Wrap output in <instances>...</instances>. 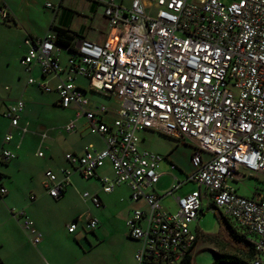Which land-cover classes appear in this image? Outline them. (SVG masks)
Returning <instances> with one entry per match:
<instances>
[{
  "label": "built area",
  "instance_id": "2783aa9c",
  "mask_svg": "<svg viewBox=\"0 0 264 264\" xmlns=\"http://www.w3.org/2000/svg\"><path fill=\"white\" fill-rule=\"evenodd\" d=\"M99 1L112 31L105 41L79 39L64 67L59 58L64 48L56 45L55 34L48 33L27 39L21 58L27 71L37 65L43 76L57 78L60 104H76L89 129L104 136V148L68 153L67 160L84 178L109 162L114 177L101 178L103 190L127 184L131 199L148 205L147 211L137 207L127 219L129 236L143 242L135 254L137 264H178L192 252L197 235L190 224L197 219L204 196L211 208L253 234L255 250L264 254V192L256 190L246 197L229 185L247 173L264 175V0H132L129 7ZM0 15L4 20L9 17L3 6ZM77 75L89 78L91 90L117 99L111 124L104 120L109 107L91 106L75 83ZM28 82L37 80L30 76ZM38 85L52 89L48 82ZM24 109L25 101L18 98L4 110L9 119L4 144L13 138L12 128L22 134L30 131L21 124ZM75 126L72 120L64 130ZM149 129L194 147L193 170L186 180L196 181L205 191L178 196L173 213L150 190L159 181L162 155L138 146L140 131ZM15 157L5 146L0 150L2 162ZM61 172L58 177L48 169L44 175L43 185L55 198L70 183L72 170L63 167ZM179 186L172 185L167 193ZM0 193L6 194L7 188L0 187ZM82 196L101 204L97 194ZM12 212L29 240L39 243L42 235L26 210ZM97 226V218L88 219L89 230ZM67 227L74 232L77 220Z\"/></svg>",
  "mask_w": 264,
  "mask_h": 264
},
{
  "label": "crops",
  "instance_id": "0c3cea01",
  "mask_svg": "<svg viewBox=\"0 0 264 264\" xmlns=\"http://www.w3.org/2000/svg\"><path fill=\"white\" fill-rule=\"evenodd\" d=\"M45 1L0 0V6H3L9 13V17L5 20L0 15V27L17 32L19 38H21V33L24 34L22 44L25 51L23 55L26 53L28 47L26 43L27 39L42 38L48 33L55 34L54 26L69 29L76 33L75 37L86 38L97 43H102L111 36L112 31L104 14V5L99 1L89 0L85 6L82 5V9L73 0H52L53 3ZM114 1L125 7H129L132 2V0L127 2L124 0ZM47 3H51L52 5L47 6ZM78 38L76 41L79 40ZM69 55L70 51L67 49H62L59 52V58L64 67L67 66ZM24 70L25 76L28 74L29 77L33 76L37 80L36 83L32 84L27 79V88L32 87L31 85H37L41 93L46 96L44 98L42 97L44 99V107L51 108L56 106L66 109L71 106L73 108L64 122L56 126L54 124L48 125L39 116L41 111H38L35 117L29 115L31 107H28L29 98L25 96L26 92H24V96L17 97L16 99L22 98L25 101L21 124H27L30 131L22 134L18 128H12L13 138L10 142L4 144L3 139L9 129V119H6L5 131L0 138V150L5 146L15 152L16 157L5 162L0 161V187L4 186L7 188L6 194L0 193V264H80L78 263V255H83L84 252L104 242L106 232L108 233L109 230V239L112 238V240H115L121 237L122 240L124 239L123 242H128V245L131 247L129 256H127L128 260L125 264H137L135 254L142 248L143 242L129 236L127 219L132 215L134 206L147 211L148 205L143 200H132L131 189L127 184H119L111 192H105L103 190L101 178L105 175L111 178L114 177L109 162L99 167L94 176L84 178L76 165L71 164L67 160L66 154L68 153L82 155L87 150L104 148V136L99 133H94L89 129L86 116L82 113L79 114L76 104L72 103L69 106L60 104L59 94L55 87L57 78L52 77V75L43 76L37 65L31 71H27L25 67ZM61 76H65V73H61ZM80 80H83L84 84L79 82ZM38 82H48L52 89L45 91L38 85ZM75 83L85 91L91 106L100 104L98 101L92 99L89 92L102 93L95 92L89 88V78L77 75L75 77ZM6 88L8 87L6 86ZM115 101L117 106L113 108L108 106L110 111L104 116V120L110 124L116 115V109L119 107L117 99ZM10 102H3V112ZM3 116L5 117L4 114ZM72 120L76 123L75 128L71 131H65L64 126ZM150 131L152 132L149 137L154 138L152 136L155 135L153 132L158 131ZM43 134H45V137H43ZM139 136L140 140H143L145 137L142 132L139 133ZM47 140L48 146H52L50 150L47 149V144L43 148ZM175 143H185L190 148L189 170L186 171L185 177L187 178L193 170L191 156L194 147L188 142H181L174 139ZM172 145L170 144L163 149L159 147L155 150L153 148H143L152 149L154 152L161 154L162 158L165 157L170 162V168L176 169L178 165L175 158V149L178 144H175L173 147ZM42 148L44 150V159L42 158L41 161L43 163L49 161L51 166H47L43 172L36 174L34 162L31 159L40 157L38 151H42ZM204 156L206 157V154ZM63 167L72 170L70 183L64 188L61 195L55 198L47 192L43 185L45 171L51 169L57 173L58 177H62L61 168ZM160 173V177L165 174L161 171ZM78 177L84 180L98 182L99 188H91V190L83 189L77 181ZM185 181L187 180L180 181L175 177L172 185L180 184L181 186ZM198 189H201L202 192L205 191L200 186ZM153 190L160 196V203L165 210L170 211L162 201L167 195L173 197L174 211L178 209L176 198L182 195L174 196L176 190L171 194L167 193L168 190L162 193L156 189ZM257 191L261 190L257 189ZM84 192L97 194L101 200L100 206H96L90 198H84L82 196ZM73 195H76L82 202L81 207L77 206L71 200ZM206 199L204 196L201 209ZM14 208H23L34 220L37 230L42 235L39 243L33 244L29 238L27 239V235H23L26 232L18 218L13 214L12 210ZM91 217L98 219V226L94 230H89L86 227L87 221ZM75 220H77V229L71 233L67 225ZM119 228L123 233H120ZM23 231L24 233H22ZM91 233L96 236L94 241L91 240L92 243L89 240ZM67 235H72L75 239L73 240V248L67 246L68 243H65L68 239Z\"/></svg>",
  "mask_w": 264,
  "mask_h": 264
},
{
  "label": "rangeland",
  "instance_id": "374dc122",
  "mask_svg": "<svg viewBox=\"0 0 264 264\" xmlns=\"http://www.w3.org/2000/svg\"><path fill=\"white\" fill-rule=\"evenodd\" d=\"M47 1L52 2V0H46L45 2ZM73 1L79 4V7L82 9V5L85 6L89 0ZM124 1L127 2L129 0ZM23 38V33H21V38H19L17 32L11 29L0 27V40L2 39V41L0 42V138L5 131L7 119L2 114L3 102H10L17 97L24 96V92H26L25 96L29 98L28 107H31L29 115L35 117L37 112L41 111L39 113V116L48 125L54 124V126H56L64 122L67 115L73 108L71 106L70 108L66 109L58 108L56 106L51 108L44 107V99H42V97L44 98L46 96L41 93L37 85H31L32 87L27 88L26 80L28 79L29 75H24L25 70L23 65L21 64V57L25 51V48L22 44ZM79 82L84 84L83 80H80ZM6 86L8 88H6ZM26 88L27 90L25 91ZM89 93L93 100H96L101 104H105L112 108L117 106L114 96L106 97L103 94L93 92ZM140 132H142L143 136H145L144 139L140 140V142L138 143V146L140 148L147 147L153 148V150H155L159 147L163 149L165 147H168L170 144H173L172 147L175 144H178L175 149V158L178 166L176 167V169H171L170 162L167 158L163 157L160 161L159 170L165 174L160 177V180L155 188L151 187L150 190L156 189L160 193L169 190L174 182L175 177L180 181H184L186 179V171L189 170V146L185 143L174 144V139L159 132H153L155 134L152 135L154 136V138L149 137L150 133L152 132L150 130H142ZM48 140L43 145V148L46 144L48 146ZM43 148L41 151V155H39L40 157H34L31 159L32 162H34V169L36 174L43 172V170H45L47 166H51V163L49 161L45 163L41 161L42 158L44 159ZM47 149H52V146H48ZM41 163H43L44 165ZM77 181L83 189L91 190V188H99L98 182L94 180H84L78 177ZM229 185L233 187L239 194L246 197H251L254 191L257 189L264 192V175L247 173V175L239 181H230ZM198 188L199 184L196 181L187 180L178 188V190L174 192V196L188 194L192 190ZM71 200H73L77 204V206H82V202L76 195H73ZM162 201L164 205L170 209L169 212H175L174 200L172 196L167 195L163 198ZM134 207L133 208L136 209V206ZM190 227L192 231L198 235L197 243L195 244L192 251L193 264H210L215 260V256L213 253L214 251L218 253L232 252L235 248L233 245L226 243L222 236L218 235V233L221 232L220 211L211 208L210 202L207 199L204 201L203 208L199 212L197 219H195V221L190 224ZM119 230L120 233H123L120 228ZM22 233H24V231ZM108 233L106 232L105 241L100 245L84 252L83 255H78V263L125 264V262L128 260L127 256H129L128 254L131 248L128 245L129 243L123 242L124 239L122 240L121 237L115 240H112V238L109 239L110 235H108ZM23 235L26 236L27 234L24 233ZM67 237L68 239L65 241V243H68L67 246L73 248V240L75 239L72 235H67ZM78 237L81 238L80 236ZM95 238L96 236L91 233V236L89 237L90 242L92 243ZM258 257L264 262V254H258Z\"/></svg>",
  "mask_w": 264,
  "mask_h": 264
},
{
  "label": "trees",
  "instance_id": "16d2710c",
  "mask_svg": "<svg viewBox=\"0 0 264 264\" xmlns=\"http://www.w3.org/2000/svg\"><path fill=\"white\" fill-rule=\"evenodd\" d=\"M53 29L56 36V45L73 51L78 38L75 37L76 33L58 26H54ZM220 218L221 232L218 235L222 236L226 243L233 245L235 248L232 252L218 253L214 251L215 260L210 264H256L257 261L261 260L258 257L260 253L254 247V235L248 232L245 227L239 225L233 218L221 214ZM261 261H259V264H264ZM178 264H193V253L189 252Z\"/></svg>",
  "mask_w": 264,
  "mask_h": 264
}]
</instances>
